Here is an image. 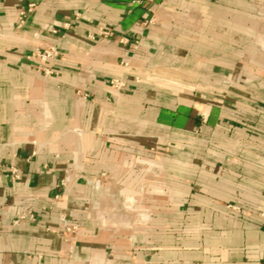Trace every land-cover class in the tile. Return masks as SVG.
Instances as JSON below:
<instances>
[{
  "label": "crops",
  "instance_id": "obj_1",
  "mask_svg": "<svg viewBox=\"0 0 264 264\" xmlns=\"http://www.w3.org/2000/svg\"><path fill=\"white\" fill-rule=\"evenodd\" d=\"M140 1L0 0V264H264V0Z\"/></svg>",
  "mask_w": 264,
  "mask_h": 264
},
{
  "label": "built area",
  "instance_id": "obj_2",
  "mask_svg": "<svg viewBox=\"0 0 264 264\" xmlns=\"http://www.w3.org/2000/svg\"><path fill=\"white\" fill-rule=\"evenodd\" d=\"M136 3H142L140 0H136ZM34 4L33 3H28L27 8L25 10L20 11V15L24 16L26 11H29L33 8ZM153 22L152 18H149L145 20L143 23L146 26L151 25ZM136 45H134L135 47ZM57 55V50L53 46H46L44 48H37L34 50L32 54L29 55V58L32 60V62L42 70L45 74H51L52 70L48 66V62L53 59ZM113 84H119V82L112 80ZM12 174L14 177H18V173L15 170H12ZM76 226L70 225L66 226L65 229L67 230H74Z\"/></svg>",
  "mask_w": 264,
  "mask_h": 264
}]
</instances>
